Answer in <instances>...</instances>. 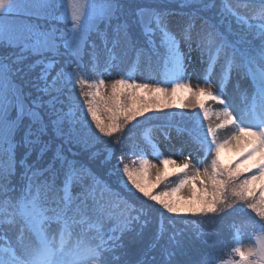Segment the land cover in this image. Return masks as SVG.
Segmentation results:
<instances>
[{"label":"snow or ice","instance_id":"1","mask_svg":"<svg viewBox=\"0 0 264 264\" xmlns=\"http://www.w3.org/2000/svg\"><path fill=\"white\" fill-rule=\"evenodd\" d=\"M193 2L174 32V13L137 0H0V44L14 49L0 55V264H179L180 237L204 232L196 218L225 215L228 251L184 264H264V0L181 7ZM132 52L143 80L121 73L106 83ZM173 130L178 154L189 149L180 163L153 135L171 143ZM137 136L162 168L144 158ZM65 145L83 148L112 184L69 159ZM126 149L137 163L124 162ZM225 151L235 154L227 162ZM153 213L161 222L152 242L127 258Z\"/></svg>","mask_w":264,"mask_h":264},{"label":"rangeland","instance_id":"2","mask_svg":"<svg viewBox=\"0 0 264 264\" xmlns=\"http://www.w3.org/2000/svg\"><path fill=\"white\" fill-rule=\"evenodd\" d=\"M143 4H144V5H148V6H152V7H156V8H159V7L155 6V5H157V4H160L161 6H167V5H180V6H181V4H182V0H148L147 2H145V3H143ZM196 7H197V5H196L194 2L191 3L190 6H188V8L195 9V10H196ZM162 8H164V7H162ZM201 15H203V13H201ZM32 22H34V23H36V24H39V25H42V26H49V23H50V22L47 21V20L36 19V18H34ZM183 22H184L183 19L180 20V19H177V18H171V19L168 18V25H169V28H170V30H172V31H174V32L177 31V29H178V25L182 24ZM53 23H55V22H53ZM101 24H102V23H101ZM101 24H100L99 26H101ZM200 25H201L200 23L195 24V28H196V29H199ZM56 26L59 27V28H64V27H65V25H64L62 22H61V23H57ZM18 50H19V49H15V51H18ZM13 51H14V49H12V48H10V47H7V46H5V45H3V44H0V55H3V54H11ZM130 54H131V53H130ZM130 54H129V55H130ZM26 55H29V62H31V61H33V60L39 58L38 56H32V55H30V54H26ZM195 55H196V54H193V57H194V58H195ZM128 57H129V56H128ZM128 57H126V58L124 59L123 63L125 62V60H126ZM123 63H121V66L123 65ZM140 63H141V65H140L139 69H138L137 72L133 75V78L136 79L138 82L143 80V75H142V73H143L144 70H145V64H144L143 59H141V62H140ZM121 66H120V68H118V69H112L111 72H110V74H106V75H104V76L102 77L103 79H105V82H106V83L110 84L112 80L121 78ZM189 71H191V68L189 69ZM88 77H89V76H88ZM91 79H93V77H92V78H89V82H91ZM16 82L19 83V81H16ZM192 83H193V85L196 84V79H195V77H193ZM232 83H233V85H234V84H235V80H233ZM249 84H250V82L242 81V85H243V88H244V89H247V88L249 87ZM75 91H76V94L78 95V94H79V91H80L79 87H77V88L75 89ZM228 92H229L230 95L232 94V87H229ZM235 100H236L237 103H242V100L240 99L239 96H236V97H235ZM209 106L212 107L213 109H217V108L219 107L218 105H216V104H214V103H210ZM208 123H215V117H212V120H211V121H206V122H205V130H206V128H207ZM226 134H227V130H222V131H220V132L218 133V136H219L221 139H223V138L225 137ZM157 146L159 147L160 151L163 153L164 157H171L172 159H175V160L177 161V163L182 162L183 159H184V155H187V153H188V151H189V149L186 148V149L184 150V155H180V154H178L177 149H169L167 146H165V145L163 144V142H162V143L159 142V143L157 144ZM83 150H84L83 148L78 147V146L75 145L74 152H76V153L78 152L77 154H75L76 156H82V155H85V154L82 153ZM146 152H147V154L145 155L144 158L148 159L152 164H155V165H157L158 167H161V168L163 167L162 165H160L159 160H158L155 156H153V154H152V152H151L150 150L146 149ZM150 152H151V153H150ZM193 155H195V153H193ZM234 155H235L234 153H231V152H228V151H225V152L223 153V156H224L226 162H227V160L231 159ZM139 158H140L139 156L131 155L130 157L125 158V159H124V162H125V163H129V164H135V163L138 162ZM208 159L210 160L211 157L209 156ZM78 160H79V161H77V162L81 163V162H80L81 160H80L79 158H78ZM126 160H128V161H126ZM88 161H89V159H88ZM84 162H86V160H85ZM89 165H90V162H88V165H85V166L90 167ZM205 166H206V165H201V167H205ZM94 171H95V170H94ZM17 175H18V174H17ZM105 175H106V177H108V174H107V173H105ZM98 177H99L104 183L109 184L108 181H106V179L101 178L99 175H98ZM113 188H114L113 190H118V189H116L114 186H113ZM77 191H79L78 188H77V189H74V194H75V192H77ZM97 194L99 195V192H98ZM104 195L106 196V194H104ZM148 203L151 204V202H148ZM156 207H159V206H156ZM161 211H163V210H161ZM165 215H167V214L165 213ZM225 216H226V215H225ZM196 219H199V220H202V219H203L202 222H204V223H203L204 226H208V223H209L208 220H209V218H205V217H197ZM160 222H161V221H160V215H159V213H153L152 216H151V219H150V223H149L148 225H150L151 227H153V230H154L155 227H157V223H160ZM224 222H225V221H224L223 218H222V219H219V218H218V219L213 223L212 228H211V231H210V233H209L208 235L211 236V237H216V236H218V235H223V234L225 233V231H226V230H225L226 228L221 227V225H222ZM148 225H146L145 228H148ZM166 226H167V225H166ZM177 226L180 227V228L184 227V226H183L182 224H180V223H177ZM168 228H169V226H168ZM186 232H187V230H186ZM164 234H165L166 236L169 235V234H168V231H166ZM198 237H201V236H198ZM180 239L182 240V245H183V243H184V238H183V237H180ZM242 239H243V244H244L245 246H247V244H248V236H247V235H244V236L242 237Z\"/></svg>","mask_w":264,"mask_h":264},{"label":"trees","instance_id":"3","mask_svg":"<svg viewBox=\"0 0 264 264\" xmlns=\"http://www.w3.org/2000/svg\"><path fill=\"white\" fill-rule=\"evenodd\" d=\"M147 1L148 0H137V2L141 3V4H143V3L147 2ZM249 1H259V0H241V3H246V2H249ZM232 2L235 3L236 0H232ZM155 6L159 7L158 8L159 10L168 11L170 13H174L172 15H169L168 18L171 19V18L175 17V18L180 19V20L183 19L184 21L187 20V16H185L183 14L192 13V12L195 11V9L188 8V6H186V7H181L180 5L161 6L160 4H157ZM162 7H164V8H162ZM199 15H201V13ZM199 21H200V19H199V16H198L194 20V24L199 23ZM113 23H115V21ZM99 28H100V30H103L104 29V24L102 23L101 26H99ZM109 31H111V29ZM93 39L95 40L96 44H102V41H101V39L98 36L93 35ZM100 46L101 45H99V47ZM138 138H139V136H137V138H136L137 143L139 142ZM127 143H129V142L126 140V144ZM64 147H65V155H67L69 159H73V160L79 161L78 160V158H79L81 160L80 161L81 163L78 162V165L79 164L88 165V162H90V161H88V159H89L88 158V154H87V152L85 150L82 151V153L85 154V155L76 156V155H73V154H77L78 153V152L77 153L74 152L75 145H71V146L65 145ZM69 147L71 148V151L67 150ZM50 155H51V153L46 154L45 155V160H47L50 157ZM131 155L132 154L128 153L127 149H126V154L124 156V159L127 158V157H130ZM85 160H86V162H84ZM126 161H128V160H126ZM89 166H90V168L95 170L97 175H99L103 179H106V181H108L109 185L112 184L111 180L108 177H106L105 173L96 171L94 164H92L90 162ZM57 167H59V164H57ZM106 196H107V193H106ZM223 219H224L225 222H229L231 217L229 215H226V216L223 217ZM215 221H213L212 218H209L208 226H204V224H203L204 232H203L202 235L195 234L190 228L187 230V232L186 231L184 232L183 236H181V237L184 238V243L182 245V250H178L177 254L175 256V259L179 262V264H184L185 261L195 262V261L199 260L203 255L210 254L213 251L214 248L220 249L221 250L220 251V255L222 254V252L224 251V250H222L223 249L222 245L221 246H212L213 243L217 239H221V238L220 237H216L215 238V237H211V236L208 235L210 233L212 225H213V223ZM159 226H160V223H157V227H155V230H154V233L152 234V236H151V233L153 231V227L148 225V228H144L142 230V235L139 237L140 243L139 244H129V253H128V257L127 258L132 259V260H136V259L141 258V249L145 248L147 245H149L152 242L153 237L155 236ZM166 227H168V226H166ZM136 232L139 233V232H141V230L137 229ZM168 234L169 235L171 234L170 227L168 228ZM134 235H136V233L126 234V237H125L126 243L131 241V239H132V237ZM198 236H201V238H198ZM153 254L157 255L159 257V249H157Z\"/></svg>","mask_w":264,"mask_h":264}]
</instances>
